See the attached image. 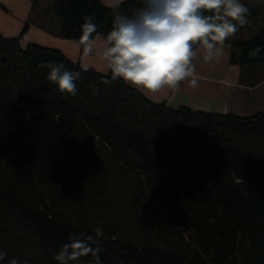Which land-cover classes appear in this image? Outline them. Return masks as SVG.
<instances>
[{"label":"trees","instance_id":"16d2710c","mask_svg":"<svg viewBox=\"0 0 264 264\" xmlns=\"http://www.w3.org/2000/svg\"><path fill=\"white\" fill-rule=\"evenodd\" d=\"M139 6L54 0L75 41L83 17L105 38L116 11ZM257 13L255 31L225 42L233 64L264 66ZM27 28L0 31V264H58L70 235L98 228L101 264H264V112L173 108L120 79L104 84L110 72L83 71L59 48L23 46ZM47 62L82 72L76 96L48 80Z\"/></svg>","mask_w":264,"mask_h":264},{"label":"clouds","instance_id":"9594fccd","mask_svg":"<svg viewBox=\"0 0 264 264\" xmlns=\"http://www.w3.org/2000/svg\"><path fill=\"white\" fill-rule=\"evenodd\" d=\"M249 9L240 0H141L131 15L116 11L111 30L102 42L97 41L95 16L83 17L78 46L85 58H97L110 79L122 80L146 96H156L179 89L182 83L198 87L199 77L194 61L202 55L205 62L218 60L225 42L235 36L238 27L248 24ZM259 47L250 52L255 56ZM47 78L60 93L77 95L76 81L81 71L67 70L63 63L47 62ZM88 71L91 65L81 66ZM94 95L99 94L95 90ZM107 237L98 228L95 237L80 233L70 235L68 242L52 259L58 264H75L82 257L101 264L100 239ZM7 253L0 251V261ZM8 264H21L12 258Z\"/></svg>","mask_w":264,"mask_h":264},{"label":"crops","instance_id":"0c3cea01","mask_svg":"<svg viewBox=\"0 0 264 264\" xmlns=\"http://www.w3.org/2000/svg\"><path fill=\"white\" fill-rule=\"evenodd\" d=\"M102 1L107 6L115 7L125 0ZM241 3L249 9L248 24L242 28L237 26L238 31L235 36L229 39L230 41L248 37L260 24L258 19L261 17L257 12L264 10V0H243ZM54 19L55 24L53 25L47 19H44L41 25L46 28H50V25L55 26L61 34L62 24L56 15H54ZM96 37L98 38V36ZM66 44V50L60 49L71 60L84 65L80 60L81 55L74 49V44L68 42ZM42 45L47 46V44ZM231 52L232 46L228 42L225 43L223 55L218 60L205 62L202 55H200L194 61L199 77L198 87L191 88L185 82L176 91L148 97L155 102L165 101L173 108L186 106L194 110L221 114L235 113L243 116L264 112V66L233 64L230 62ZM93 68L101 72H107L101 70L98 66H93Z\"/></svg>","mask_w":264,"mask_h":264},{"label":"rangeland","instance_id":"374dc122","mask_svg":"<svg viewBox=\"0 0 264 264\" xmlns=\"http://www.w3.org/2000/svg\"><path fill=\"white\" fill-rule=\"evenodd\" d=\"M54 15V0H0V31L8 37L18 36L28 25L27 32L21 39L23 46L29 42H34L66 50V43L68 42L74 44L75 51L81 55L82 63L91 65V67L98 66L101 70H105L97 58L83 57L81 48L77 46V41L63 37L55 26H51L55 24ZM44 19H47L51 24L50 28L41 25ZM103 39L104 37L99 35L98 43L102 42ZM71 48L73 49L72 46ZM126 220L127 218L124 217L122 221ZM139 221L140 218L137 217L131 220L132 223Z\"/></svg>","mask_w":264,"mask_h":264}]
</instances>
